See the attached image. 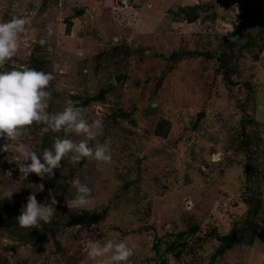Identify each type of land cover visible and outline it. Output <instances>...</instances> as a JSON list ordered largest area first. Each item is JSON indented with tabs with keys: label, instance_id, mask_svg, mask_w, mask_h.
Here are the masks:
<instances>
[{
	"label": "rangeland",
	"instance_id": "obj_1",
	"mask_svg": "<svg viewBox=\"0 0 264 264\" xmlns=\"http://www.w3.org/2000/svg\"><path fill=\"white\" fill-rule=\"evenodd\" d=\"M252 8L264 10V0H0V22L31 21L2 70L52 73L48 111L70 102L101 120L90 146L107 141L112 156H66L46 184L22 176L20 150L39 155L65 134L33 124L8 151L0 138L9 210L21 213L33 193L58 202L51 223L34 227L35 242L0 221V264H97L88 245L108 239L133 247L127 264H264V27L247 40L238 33ZM236 52L230 79L219 57ZM77 177L92 189L84 206L72 203ZM95 210L104 219L69 224ZM240 229L247 240L220 253L217 235ZM180 232L176 255L167 246Z\"/></svg>",
	"mask_w": 264,
	"mask_h": 264
},
{
	"label": "clouds",
	"instance_id": "obj_2",
	"mask_svg": "<svg viewBox=\"0 0 264 264\" xmlns=\"http://www.w3.org/2000/svg\"><path fill=\"white\" fill-rule=\"evenodd\" d=\"M28 17L13 16L7 22H0V138L7 141L3 150H9L10 141H18L27 134V128L33 124H42L55 133L63 132V138H55L51 148H45L41 154L31 149H21L17 161L19 171L24 178L30 173L44 178H52L54 169H59L61 161L70 156L72 163L85 158L108 164L111 162V148L106 141L103 144L90 146L97 138V130L102 128L99 119L89 122L82 115L79 107L70 102L63 110L50 113L51 93L48 87L55 79L50 72L46 73L34 68L4 69L12 60L19 48V37L27 31L30 24ZM38 43L43 46L45 39ZM72 134L83 136L79 142L70 138ZM30 161V162H29ZM11 175V173H8ZM76 195L72 201L74 206H84L88 202L92 189L77 177L71 181ZM55 196L50 202H38L35 193L27 198L16 223L21 228H40L41 221L51 223L57 204ZM134 254V249L126 240L108 239L103 243L90 242L87 257L97 264H127Z\"/></svg>",
	"mask_w": 264,
	"mask_h": 264
},
{
	"label": "trees",
	"instance_id": "obj_3",
	"mask_svg": "<svg viewBox=\"0 0 264 264\" xmlns=\"http://www.w3.org/2000/svg\"><path fill=\"white\" fill-rule=\"evenodd\" d=\"M256 8H252L251 10H254ZM188 19L192 22L195 21L196 16L193 14V12L188 13ZM244 28V25H242L241 27H239V32L242 31V29ZM252 34L249 33V36H251ZM247 40V39H246ZM234 45H237L236 43H233ZM239 44V43H238ZM212 54H209V56H211ZM238 55V53L236 52L233 56H231L230 58H228L225 54H223L220 58L222 66L224 67L225 65L229 64L230 67L229 69H225L224 70V74H226V76L228 78L231 79V72L233 71L231 65L235 64V60L234 57H236ZM40 61V60H39ZM40 63H42V61H40ZM39 68V67H37ZM104 96V92L101 94V97ZM86 104V103H85ZM44 183L47 184V179L44 178L43 179ZM249 202L252 203V208L256 211L257 208L259 207V201L258 199H255L254 196L249 198ZM12 204H7L5 202H3L2 200H0V221H4L7 223L8 225V229L11 231L9 233H13L16 235V232L18 231V235L16 237H18V240H28L31 239L32 241H36L39 239V235L41 234V232H36V230H34V228H21L18 223H16V218L20 215V212H12L9 210V207ZM18 210V209H17ZM82 214H75L73 215L72 219L70 220L69 224L70 225H74V224H79V223H86V224H91L93 222H98L102 219H104L105 217V212H99V211H84L81 212ZM12 221H14L12 223ZM197 229H199L198 226H192L190 228V232L192 231H196ZM188 232H180L177 236L176 239L171 241L169 243V245L167 246V250L171 253H174L176 255H180L181 251L179 246H184L186 243L182 241V238L187 234ZM211 233H214L213 231ZM217 235V234H216ZM252 235V234H251ZM246 232L245 229H240L237 231H233L230 232L228 234H224V235H217L218 240L222 241V245L219 248V252L223 253L225 250L227 249H231L233 248L237 243H240L242 241L247 240L246 239ZM181 238V242H179V239ZM163 262H166V260L164 259Z\"/></svg>",
	"mask_w": 264,
	"mask_h": 264
},
{
	"label": "water",
	"instance_id": "obj_4",
	"mask_svg": "<svg viewBox=\"0 0 264 264\" xmlns=\"http://www.w3.org/2000/svg\"><path fill=\"white\" fill-rule=\"evenodd\" d=\"M264 27V10L263 9H254L248 16V20L244 28L242 29L240 36L242 40H246L248 34H254L255 32L261 30Z\"/></svg>",
	"mask_w": 264,
	"mask_h": 264
}]
</instances>
